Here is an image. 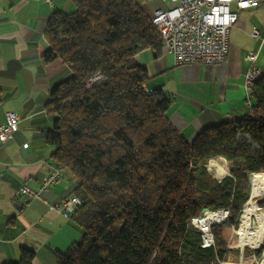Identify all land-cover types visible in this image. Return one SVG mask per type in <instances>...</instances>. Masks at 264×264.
Segmentation results:
<instances>
[{
    "label": "trees",
    "instance_id": "trees-1",
    "mask_svg": "<svg viewBox=\"0 0 264 264\" xmlns=\"http://www.w3.org/2000/svg\"><path fill=\"white\" fill-rule=\"evenodd\" d=\"M69 1L71 12L47 20L43 61L61 60L71 75L52 88L44 109L53 117L50 156L75 180L71 195L81 205L72 217L82 235L56 264H255L251 256L223 258L241 208L264 214L244 203L248 181L264 185V73L249 88L244 116L188 142L166 115L163 91L145 88L149 76L136 61L144 49L159 55L163 48L150 18L134 0ZM95 74L102 78L87 85ZM218 160L229 171L219 179L206 168ZM255 186L264 206V188ZM203 209L228 210L210 225L209 246L192 224ZM33 258L21 248L17 261L4 264Z\"/></svg>",
    "mask_w": 264,
    "mask_h": 264
},
{
    "label": "crops",
    "instance_id": "crops-1",
    "mask_svg": "<svg viewBox=\"0 0 264 264\" xmlns=\"http://www.w3.org/2000/svg\"><path fill=\"white\" fill-rule=\"evenodd\" d=\"M150 17L155 9L171 8V0H134ZM69 0H0V126L7 111L17 114V130L0 142V264L19 259L21 248L34 251L32 264H56L77 241L82 230L73 217L51 209L71 195L75 184L64 170L43 199L19 201L18 188H37L42 177L55 166L53 147L47 141L53 117L44 109L52 88L71 72L61 60L43 61L49 48L45 28L55 11L71 12ZM256 27L264 35V0L255 8L238 12L228 34L226 60L218 65H176L163 47L157 55L144 49L136 61L149 76L148 90L161 89L169 101L166 115L188 142L203 130L241 118L250 106L246 102L244 78L249 51L262 50L252 35ZM259 58V56H258ZM257 65L264 71V66ZM251 103V102H250ZM255 186V185H252Z\"/></svg>",
    "mask_w": 264,
    "mask_h": 264
},
{
    "label": "built area",
    "instance_id": "built-area-1",
    "mask_svg": "<svg viewBox=\"0 0 264 264\" xmlns=\"http://www.w3.org/2000/svg\"><path fill=\"white\" fill-rule=\"evenodd\" d=\"M175 6L171 8L155 9L149 17L161 37L162 45L166 52L173 58L176 65L223 63L228 54V34L231 27L238 19V12L244 9L258 7L263 0H171ZM252 35L260 39V47L264 48V35L260 36L256 27ZM258 49L250 51L246 58L249 66L245 73L244 87L247 89L246 102L250 106L249 88L253 83L260 67L257 62ZM102 78L95 74L88 82L98 81ZM17 114L7 111L5 122L0 126V142L11 138L17 130ZM63 168L53 166L44 174L37 188H31L22 184L18 188L19 201L26 202L29 199H43L44 194L61 178ZM81 205V200L69 195L51 205V209L61 211L66 218L72 217ZM221 220L227 218L228 210L222 209ZM192 224L202 233V245H213V236L208 229L205 233L196 224V218Z\"/></svg>",
    "mask_w": 264,
    "mask_h": 264
},
{
    "label": "bare ground",
    "instance_id": "bare-ground-1",
    "mask_svg": "<svg viewBox=\"0 0 264 264\" xmlns=\"http://www.w3.org/2000/svg\"><path fill=\"white\" fill-rule=\"evenodd\" d=\"M263 73L264 71L260 69L259 73L253 77V82ZM211 169L217 176H222L226 173L222 160L212 165ZM221 217L222 212L210 211L197 218L196 224L200 226L205 233H208L209 225L220 220ZM235 234L238 237L240 245H249L252 248H264V214L253 210L243 211L238 226L235 229Z\"/></svg>",
    "mask_w": 264,
    "mask_h": 264
},
{
    "label": "rangeland",
    "instance_id": "rangeland-1",
    "mask_svg": "<svg viewBox=\"0 0 264 264\" xmlns=\"http://www.w3.org/2000/svg\"><path fill=\"white\" fill-rule=\"evenodd\" d=\"M250 52V51H249ZM248 52V53H249ZM247 53V54H248ZM258 56H259V58H258ZM257 58H258V62L261 64V62H262V65L264 66V48H262V50L260 51V53L257 55ZM257 64V63H256ZM215 158H217V157H215ZM220 159V158H219ZM224 159V158H223ZM222 159V160H223ZM220 160H218V161H216V162H219ZM225 161V160H224ZM223 161V164H224V167H225V170H226V173L225 174H223V175H227V174H229V171H228V168H227V163L226 162H224ZM209 162V161H208ZM215 162V163H216ZM214 163V164H215ZM208 164V163H207ZM206 164V167L209 169V171L212 173V175H213V177L214 178H217V179H219V178H221V176H217L215 173H214V171L211 169V166L212 165H207ZM213 164V165H214ZM223 177V176H222ZM248 184H249V193H248V197H247V199L248 200H252L255 204H257V205H259V206H261V207H264L263 206V203L262 204H260V203H258V202H256L255 200H254V194H255V191H256V186H252V184H255V183H249V181H248ZM255 185H259L260 187H263L264 188V185H262V184H255ZM250 210H253V209H250ZM218 211H221V210H218ZM243 211H246V210H243ZM242 210H241V212H240V216H241V214H242V212H243ZM253 211H256V212H259V213H261L260 211H257V210H253ZM261 214H263V213H261ZM228 215V214H227ZM197 219V218H196ZM239 219H240V217H239ZM222 222V221H221ZM239 222V221H238ZM212 225V224H211ZM210 227V226H209ZM234 233H235V231H234ZM255 248H252V247H250L249 245H240V243L238 242V237L236 236V234L234 235V238H233V240H232V242L230 243V244H228L227 245V252H226V254H225V256H224V258H223V260L225 261V262H230V263H239L241 260H242V258L243 257H249V256H251V257H253L254 258V260H255V264H264V248H261L262 249V251L260 252V254H259V256H254V253H253V250H254ZM218 262L219 263H222V260H218Z\"/></svg>",
    "mask_w": 264,
    "mask_h": 264
},
{
    "label": "water",
    "instance_id": "water-1",
    "mask_svg": "<svg viewBox=\"0 0 264 264\" xmlns=\"http://www.w3.org/2000/svg\"><path fill=\"white\" fill-rule=\"evenodd\" d=\"M206 168H207V167H206ZM222 176H224V175H222ZM222 176H221V177H222ZM247 197H248V196H247ZM247 200H248V199L246 198V200L244 201V203H246ZM241 210H242V208H241ZM241 210H240V211H241ZM209 212H210V211H209L208 209H203L202 215H204L205 213H209ZM202 215H201V216H202ZM201 216H199V217H201ZM199 217H198V218H199ZM221 221H222V220L220 219V220H217V221L214 222V223H219V222H221ZM214 223H212V224H214ZM210 225H211V224H210ZM210 225H209V226H210ZM254 248H255V249H259V248H263V247H254Z\"/></svg>",
    "mask_w": 264,
    "mask_h": 264
}]
</instances>
